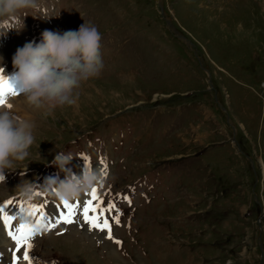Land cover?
Here are the masks:
<instances>
[{
	"label": "rangeland",
	"instance_id": "obj_1",
	"mask_svg": "<svg viewBox=\"0 0 264 264\" xmlns=\"http://www.w3.org/2000/svg\"><path fill=\"white\" fill-rule=\"evenodd\" d=\"M42 3L47 16H28L22 32L0 35V68L11 66L18 92L6 103L22 95L12 80L16 49L40 43L45 31L96 26L104 69L82 84L76 105L38 113L30 157L0 183V204L53 213L34 239L38 264H264V0ZM164 17L191 46L171 35ZM58 151L76 156L74 174L96 165L104 174L106 163L95 189L117 205L120 245L79 216L45 231L61 202L42 193L19 199L22 179L39 187L58 174ZM3 238L1 264H12L14 244L0 222Z\"/></svg>",
	"mask_w": 264,
	"mask_h": 264
},
{
	"label": "clouds",
	"instance_id": "obj_2",
	"mask_svg": "<svg viewBox=\"0 0 264 264\" xmlns=\"http://www.w3.org/2000/svg\"><path fill=\"white\" fill-rule=\"evenodd\" d=\"M28 16H47L42 0H0V35L22 32ZM101 39L96 26L83 23L78 30L45 31L40 43L26 42L18 47L12 66L19 93L28 106L43 110L46 117L57 108L76 105L82 84L98 78L104 69ZM0 77L8 80L3 68ZM11 107L7 103L0 106V183L6 172L15 171L18 163L30 157L29 150L35 143V124L14 114ZM74 157L71 152H56L51 165L64 178L59 179L58 174L46 177L39 187L22 179L16 187L19 199L33 202L42 193L59 202L72 203L104 182V174L91 166L85 167L82 174H74L68 167Z\"/></svg>",
	"mask_w": 264,
	"mask_h": 264
},
{
	"label": "snow or ice",
	"instance_id": "obj_3",
	"mask_svg": "<svg viewBox=\"0 0 264 264\" xmlns=\"http://www.w3.org/2000/svg\"><path fill=\"white\" fill-rule=\"evenodd\" d=\"M15 95H18V92L13 90L9 81L0 77V106L6 103L5 98L7 96ZM101 164L104 165L102 170L106 175V163L101 161ZM88 195L91 198L82 203L61 202L63 210L55 213V218L50 221L49 226L45 227L44 230L50 231L61 224H73L75 223L76 217L79 216L83 221V225H86L90 232L98 231L105 233V238L120 245L121 242L115 240L113 235V226L121 223L120 213L116 211L117 205L111 201L102 202L95 188ZM123 199L129 205L131 204V200L128 196L123 197ZM13 203L12 200H9L0 204V222L3 223L7 236L14 244V249L12 250V264H20L21 259L24 264H38L37 258L33 254L35 246L34 239L41 231V221L49 219L53 213H46L43 205H33L26 208L23 205L13 207ZM9 208H11L12 211H9ZM77 208L80 209L79 213L76 211ZM17 211L19 212L18 217L15 215ZM107 213H113L111 219L108 218L106 215ZM17 219L19 220L18 226L13 224V221ZM21 252L23 253L22 257L20 256Z\"/></svg>",
	"mask_w": 264,
	"mask_h": 264
},
{
	"label": "bare ground",
	"instance_id": "obj_4",
	"mask_svg": "<svg viewBox=\"0 0 264 264\" xmlns=\"http://www.w3.org/2000/svg\"><path fill=\"white\" fill-rule=\"evenodd\" d=\"M47 7L48 6H45L44 7V9L45 10H47ZM49 10V9H48ZM46 21V20H45ZM48 22V21H47ZM63 26V25H62ZM64 27H67V25H65ZM47 28V26H45V28L44 29H46ZM69 28V27H68ZM1 65V64H0ZM11 66L10 65H8V66H5L4 65V70H3V74L7 77V79H8V77L10 76V72H11V68H10ZM215 69V68H214ZM15 78H13L12 80H14ZM14 84V83H13ZM10 85H11V83H10ZM13 86V85H12ZM15 87V86H14ZM16 91V90H15ZM22 95L21 96H18L16 99H15V101H13V102H15L14 104H13V102H10V104L9 105H11L12 107H11V111L14 113H16V111L17 110H22L23 112H25V114H23V113H21V114H17L18 116H21L22 118H25V119H30L32 122L34 121V118L36 119V117L37 116H39L38 115V113L40 112V111H42V110H33V109H31L29 106H28V104L26 103V101H25V99L22 97ZM7 103H9V102H7ZM14 113V114H15ZM17 113H19V111H17ZM43 113V112H42ZM26 115H31V116H28V117H26ZM77 167H80V165L79 166H77ZM93 169H97V170H99L100 169V165H96L95 167H93ZM44 221V220H43ZM42 221V222H43ZM17 226H18V224H17ZM3 228V227H2ZM14 230V229H13ZM65 234V233H64ZM6 236H7V234H6ZM3 237V236H2ZM69 238V237H68ZM47 239V238H46ZM3 240H4V238H3ZM11 242V241H10ZM85 243V242H84ZM8 241H6V240H4V241H1L0 240V264H1V262H2V259H3V256H4V254H5V251L8 249ZM11 245V244H10ZM89 246V245H88ZM108 250V249H107ZM6 253H8V252H6ZM87 253V252H86ZM82 254V253H81ZM4 258H5V256H4Z\"/></svg>",
	"mask_w": 264,
	"mask_h": 264
},
{
	"label": "water",
	"instance_id": "obj_5",
	"mask_svg": "<svg viewBox=\"0 0 264 264\" xmlns=\"http://www.w3.org/2000/svg\"><path fill=\"white\" fill-rule=\"evenodd\" d=\"M162 0H159V6L161 7ZM162 10V9H161ZM162 15L164 16V13L162 12ZM164 21L167 25L168 31L173 35L177 40L181 41L182 43L186 44L187 46H191L190 42L185 39V37L177 30L174 28L172 25L171 21L167 18L164 17Z\"/></svg>",
	"mask_w": 264,
	"mask_h": 264
}]
</instances>
